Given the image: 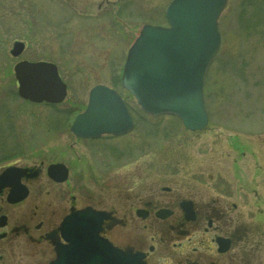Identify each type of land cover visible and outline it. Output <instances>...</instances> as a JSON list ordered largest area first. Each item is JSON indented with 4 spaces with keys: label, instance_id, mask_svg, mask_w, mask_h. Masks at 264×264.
Segmentation results:
<instances>
[{
    "label": "rangeland",
    "instance_id": "obj_1",
    "mask_svg": "<svg viewBox=\"0 0 264 264\" xmlns=\"http://www.w3.org/2000/svg\"><path fill=\"white\" fill-rule=\"evenodd\" d=\"M169 1L0 0V168L61 161L79 188L123 190L75 191L103 198L97 202L103 205L118 192L129 203L132 191L125 190L152 182L183 186L235 202L264 231V16L251 22L249 5L226 0L203 85L209 121L189 130L174 116L144 113L120 84L127 48L142 24L166 23ZM16 39L25 47L12 56ZM19 59L55 62L68 87L65 98L49 105L19 97L12 68ZM99 82L116 86L134 126L120 136L77 138L69 124ZM15 251L21 255L20 247Z\"/></svg>",
    "mask_w": 264,
    "mask_h": 264
},
{
    "label": "water",
    "instance_id": "obj_2",
    "mask_svg": "<svg viewBox=\"0 0 264 264\" xmlns=\"http://www.w3.org/2000/svg\"><path fill=\"white\" fill-rule=\"evenodd\" d=\"M226 0H171L165 9L167 25L144 24L127 50L121 84L140 108L152 115H177L186 128H204L208 114L203 101L204 76L220 43L217 18ZM24 42L15 40L10 53H21ZM17 94L35 102H59L66 95V83L57 66L47 60L22 59L13 65ZM133 124L121 95L105 84L93 85L85 109L78 113L70 129L78 136L102 132L119 134ZM31 169V168H30ZM29 168L15 165L0 171V186L10 184L15 191L10 201L26 191L12 181ZM50 175L66 177L63 163H51ZM106 214L90 207L71 213L61 229L67 244H57L55 257L45 264H144L138 253L120 250L99 235Z\"/></svg>",
    "mask_w": 264,
    "mask_h": 264
},
{
    "label": "flooded vegetation",
    "instance_id": "obj_3",
    "mask_svg": "<svg viewBox=\"0 0 264 264\" xmlns=\"http://www.w3.org/2000/svg\"><path fill=\"white\" fill-rule=\"evenodd\" d=\"M41 162L12 178L26 187L21 200L7 199L15 191L10 184L0 187L2 264H43L54 257L55 242H66L62 220L85 206L104 209L107 218L100 234L118 248L140 254L145 264H264V257L259 258L264 256V231L255 229L258 226L235 202L152 182L125 190L132 191L129 203H123L126 197L118 192L109 205L97 204L104 199L75 191L123 190L102 185L79 188L68 177L56 180Z\"/></svg>",
    "mask_w": 264,
    "mask_h": 264
},
{
    "label": "trees",
    "instance_id": "obj_4",
    "mask_svg": "<svg viewBox=\"0 0 264 264\" xmlns=\"http://www.w3.org/2000/svg\"><path fill=\"white\" fill-rule=\"evenodd\" d=\"M261 2H262V0H243L242 1V3H241L242 6L243 5H245V6L246 5H249L251 7V9H250V15L251 16L248 18L251 22H256L257 20H259V22L261 23V19L264 16V7L260 6V3ZM258 7L260 9L256 10ZM254 10H256V11L254 13H252ZM261 10L263 11V14H260L259 15V13L261 12Z\"/></svg>",
    "mask_w": 264,
    "mask_h": 264
}]
</instances>
